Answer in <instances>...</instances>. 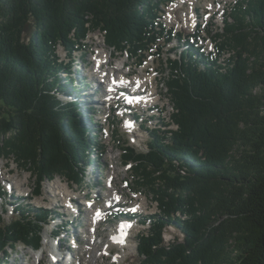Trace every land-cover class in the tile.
Returning <instances> with one entry per match:
<instances>
[{"label":"trees","instance_id":"1","mask_svg":"<svg viewBox=\"0 0 264 264\" xmlns=\"http://www.w3.org/2000/svg\"><path fill=\"white\" fill-rule=\"evenodd\" d=\"M173 1L0 0V158L31 173L37 196L58 176L80 185L96 121L84 124L79 102L62 99L78 88L59 49L73 60L100 31L110 49L142 63L163 51L162 40H178L184 48L166 60L171 121L143 126L145 153L122 147L123 163L158 204L155 215L134 217L148 226L137 237L139 264H264V0L237 1L216 56L197 44L200 32L193 45L165 26ZM227 44L239 50L223 64ZM25 202L2 201L0 260L20 244L42 247L54 215ZM10 206L15 217L6 223ZM171 227L183 239L167 244Z\"/></svg>","mask_w":264,"mask_h":264},{"label":"rangeland","instance_id":"2","mask_svg":"<svg viewBox=\"0 0 264 264\" xmlns=\"http://www.w3.org/2000/svg\"><path fill=\"white\" fill-rule=\"evenodd\" d=\"M237 1L238 0H193V5L196 7L194 12L196 25L190 31L183 29L179 23L172 22L169 14L171 6L166 7L161 16L168 29L172 32L183 34V41L185 39L188 40L189 36L192 34L198 33V29L201 27V37L203 39L200 41V45L205 51L210 52L215 50V43L216 46L218 43V46H221V44L227 41L224 32V27L226 25L225 19L228 14L231 13ZM206 4H208V6ZM189 10L190 4H186L182 6L181 14L188 16ZM33 31L34 27L31 24L24 33V39L29 40ZM219 34H222V36H220L222 38H219ZM161 45L164 48L163 51L157 52L153 58L148 59L147 56L145 60L146 63L140 68L136 66L139 62L138 59H131L130 56L125 53H116L113 49H110L105 43L104 36L100 31L90 35L87 43L82 47V50L78 52V56L84 60V64H87L92 73V69L94 70L96 66V55L100 50H103L108 58L111 54L114 56L112 58V66L106 67L105 70H108L110 67L121 69L123 62L126 61L128 63V68L124 69V71L121 69L119 74L123 75L130 73L134 78L144 71V74L156 77V84L150 85L149 88L152 89L153 86L158 87L161 93V100H157V107L152 106L151 110H147L149 107L146 106V104H142L139 108H128L126 103L122 101L119 102L120 108L117 111H112L113 109L111 110L110 108L101 110V108L96 105L102 104V102H98L100 97L103 96V99H107L106 86H104L102 90L99 89V91L95 92L97 85L93 82L91 83V81L94 80V77L99 76H88L82 73L80 71V65H73L71 67V72L74 73L73 76L77 79V92L81 91V94L78 93L77 98L76 92L75 94L68 95V97H62V99L64 101L69 99L76 103L79 102V110L81 111L80 113L84 124L91 126L90 117H94L96 121L95 130H97V133L94 137L98 136V140L95 145V153L92 154L93 162L90 161V163L93 164L88 169H84L87 173L84 174L80 185L70 183L65 177L58 176L53 181H46L43 183L42 195L31 197V193L36 187L35 178L31 173L24 170L22 165L17 164L13 158H0V210L3 209V199L10 200L12 203H15L18 199H25V207L27 209L45 207L49 209L53 215L56 213L54 217L57 218L58 221L53 222L52 225L50 224L44 229L41 250L35 252L32 248L22 244L17 246L15 250L8 248V256H5V258L3 257L5 262H2L3 258H1L0 264H39L38 261L42 259V257L45 258L42 264H53L54 258L51 254L54 250L58 251L59 249H61L60 260L63 261V264H69L70 258L76 261L77 264H82L80 257L76 256V253H79L80 250L90 249V246L86 244L89 237L87 231L88 229H93L88 225V219L85 218V215H82L80 221L75 223V217L78 216L77 214L79 212L76 204H71V214L69 211L70 209L68 210V208L63 207L64 201L62 199H54L57 190L52 188L51 185L55 180H62L69 184L76 192L75 200H77V203L79 202V204H81V207L83 206V211H88L89 205L95 203L97 200L99 204L104 207L108 205V203H106L107 198L105 194L109 192V188H113V185L108 183V180L113 178L111 174L113 164L116 165L119 175V191L120 193L123 191L122 194L125 196L124 199L120 200L125 201V206L117 205L116 209L112 208V210L108 212V216L104 221V226L100 229V233H98V235L96 234L94 237L93 248L95 251L93 256L96 258L98 257L97 259L99 261L97 264H139L137 237L139 234L147 232L148 226L140 225L132 217V214H143L144 216L155 215L158 213V204L152 198L147 188L137 185V180L134 176L133 168L131 167L132 163H123L122 147H131L138 154L147 151L149 135L139 124L142 120L137 122L134 117L136 113L142 114V116L144 114V119L148 124H143V126L146 125L150 128H155L163 123L171 121L170 116L173 113V105L166 87V80L168 79L169 72L166 66V60L167 57L176 58V52H180L183 46L178 40H174L173 42L162 40ZM225 49L226 58L230 55L235 57L237 54H235V51L239 50V48L235 49L229 44L226 45ZM59 56L61 59L66 58L63 48L59 49ZM145 70H147V72ZM87 73H89V70H87ZM63 77H66L65 74ZM80 79L83 82H81ZM77 84H75L76 87ZM87 85L93 87L88 88L89 86L87 87ZM111 105L117 107L116 104ZM106 106L109 107L108 104ZM123 108L126 110L124 111L125 115L122 116L121 113ZM150 116L154 118L147 119ZM170 128L176 129V126L172 125ZM138 204L143 205L138 206ZM62 207L68 210L67 216H65L66 218L64 217L65 210H63ZM138 207L141 209L136 210L135 208ZM97 208L98 205L93 210L96 211ZM93 210L91 209L92 215L94 213ZM4 212L6 223L11 222L15 217L12 206L7 208V211ZM68 221L74 222L69 224ZM112 229L117 230V232H115L116 235H120L119 232L131 230L129 233V247L126 249L120 247V241L115 240L110 233ZM52 230L56 231L58 235H56L54 239H51L49 236ZM92 233L94 234L93 231ZM47 235L48 239L46 240ZM164 237L167 244L173 242L175 237L180 238V240L183 239L180 232L173 227L166 230ZM47 241L49 242L47 243ZM100 248L102 249L101 251H99ZM109 251L114 252L109 254ZM101 255L105 258L102 259Z\"/></svg>","mask_w":264,"mask_h":264},{"label":"bare ground","instance_id":"3","mask_svg":"<svg viewBox=\"0 0 264 264\" xmlns=\"http://www.w3.org/2000/svg\"><path fill=\"white\" fill-rule=\"evenodd\" d=\"M186 4H190V10L188 12V16H185V14H181L182 6H184ZM193 4H194L193 0H176V2L169 9L170 19L172 20V22L179 23L181 25V27L185 30H188V31L192 30L193 27L196 25V20L194 17V12H195L196 7ZM206 5L208 6V4H206ZM99 49H102V48H99ZM96 57H97L96 61H95L96 66L94 68V72L92 75L93 76L96 75L99 77H94V80H92L91 83L93 82L97 85V87L95 88V92L99 91V89L102 90V88L104 86L109 87V89L106 91V93L108 92V95L106 96L107 99L106 100L103 99V96L100 97L98 102H102V104L96 105L97 107H100L101 109H104V110H107L109 108L112 110L113 108L111 105L109 107L105 105L106 102H112V104L117 105V110H119V108H120L119 102L122 101L121 100L122 96H120L121 98L118 97V92L127 90V88L126 87L117 88V86L127 84L129 82L135 87L133 91H135L136 96H140L143 104H146V106H151V108H152V106L157 107V100H161V98H160L161 93L159 92V88L156 86H153L152 89L149 88L150 85L156 84V79H157L156 77H153V75H146V74H144V71H143L140 74L136 75L134 78L127 79L128 73L123 74V75L119 74L123 65L125 66L124 69L128 68V63L126 61L123 62L121 69L110 67L108 70H105L106 67L112 66L111 63H112V58L114 56L111 54V56L108 58L105 51L100 50L98 52V54L96 55ZM145 71L147 72V70H145ZM85 72H87V71H85ZM106 73H109V74L114 73L115 77L110 79V77H108L106 75ZM126 79H127V81H126ZM81 82H83V81L81 80ZM88 86L89 85H87V87ZM90 87H93V86H89L88 88H90ZM81 90H83V89H81ZM80 92H77V94ZM77 94H76V96H77ZM136 96H133L131 101H132L133 105L139 106L138 98H135ZM124 100H125V97H124ZM114 110L115 109H113L112 111H114ZM111 171H112L111 174L113 175V178L109 179L108 183L112 184L113 188H109V192L107 194H105L106 198H107L106 203H108V205L103 207L99 204V201L97 200L95 203L89 205L88 211H83V206L81 207V204H79V202L78 203L76 202L77 201V200H75L76 192L70 187L69 184H67L66 182H64L62 180H55L54 183L51 185L52 188L57 190L55 192L54 199L55 200H57L59 198L62 199L64 201L63 207L68 208V210L70 209L69 210L70 213L72 212L71 211L72 210L71 204H76L79 212L77 214L78 216L75 217V220H74L75 223H78L80 221V218L82 217V215H85V218L88 219V225L91 227V229H93V230L88 229V231H87V234L89 237L86 241V244L90 246V249L88 248L85 250H80L79 253H76V256L80 257L82 264H97L98 263V261H99L97 259L98 257L96 258L95 256H93V253L95 251V249L93 248L94 237L96 234L98 235V233H100L99 232L100 229L104 226V219H106V217L108 216L109 210H111L112 208L116 209L117 205L123 206L125 204L124 203L125 201L120 200V199H124L125 196H124V194H122L123 191H122V193H120V191H119L120 190L118 187L119 175H118L117 168H116L115 164H113ZM116 197H117V199H116ZM97 205H98V208L96 211H94L93 209ZM141 205H143V204H138V206H141ZM63 207H62V209L65 210V214L63 213L64 217H65V216H67L68 210L64 209ZM91 209L94 211L93 215H92ZM135 209L137 210V209H141V208L138 207ZM54 211H55V209H54ZM71 214H70V216H71ZM54 215L56 216V213H54ZM56 220H57V218H56ZM73 222H69V224H71ZM92 231L94 232V234L92 233ZM130 231L131 230H129L127 232L122 231V232H119L120 235L112 236L114 239L120 240V247L122 249H126L127 247H129V240H130L129 239V237H130L129 233H130ZM54 235H57L56 231H53V236ZM47 239H48V235L46 236V240ZM48 242L49 241H47V243ZM101 250L102 249L100 248L99 251H101ZM110 252H112V251H110ZM60 254H61V249H59L58 251L54 250L52 252L51 255L54 258L53 264H63V261L60 260ZM103 255H101L102 259L105 258ZM44 259L45 258L42 257V259H40L38 261L39 264H42Z\"/></svg>","mask_w":264,"mask_h":264}]
</instances>
